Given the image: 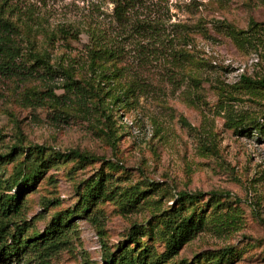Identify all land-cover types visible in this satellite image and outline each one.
<instances>
[{
    "label": "rangeland",
    "instance_id": "374dc122",
    "mask_svg": "<svg viewBox=\"0 0 264 264\" xmlns=\"http://www.w3.org/2000/svg\"><path fill=\"white\" fill-rule=\"evenodd\" d=\"M123 1L120 16L115 0H12L32 13L29 24L58 71L27 86H49L62 95L70 74L94 82L92 100L100 108L71 104L65 114L27 93L26 85L13 86V93L1 86L0 155L19 144L101 158L47 171L24 195L28 234H42L58 213L79 210L81 195L100 174L111 180L89 217L78 210L70 215L68 242L58 253H27L0 264H109V254L134 248L132 227L155 222L181 191L203 193L201 204L210 193L221 200L209 207L214 212L196 237L161 264H196V258L225 249L237 255L230 264H264V139L252 125L243 133L233 127L264 126V89L245 83L264 80V0ZM63 29L75 36L64 38ZM96 46L115 56L102 61L103 78L88 68ZM150 184L160 188L138 209L120 208L119 194ZM114 188L119 192L112 198ZM161 228L152 240L138 236L157 256L165 252Z\"/></svg>",
    "mask_w": 264,
    "mask_h": 264
},
{
    "label": "trees",
    "instance_id": "16d2710c",
    "mask_svg": "<svg viewBox=\"0 0 264 264\" xmlns=\"http://www.w3.org/2000/svg\"><path fill=\"white\" fill-rule=\"evenodd\" d=\"M117 2L116 10L120 16L126 3L122 0ZM24 15L28 16L24 19ZM32 13L21 8L18 3L12 0H0V88L6 85L7 91L13 93V86L30 85L35 79L45 81L53 78L57 70L51 63L52 58L48 49L43 48L34 34V28L29 24L33 20ZM29 19V20H28ZM256 26V25H255ZM230 36L238 43V33L228 27ZM256 30V29H255ZM64 38L75 35L68 29H63ZM54 34L50 35L51 40H55ZM76 39V38H71ZM89 70L94 74L99 72L100 78L106 77L102 61L115 58L109 49L96 46L90 49ZM68 81L62 86L64 94L58 95L56 91L42 85L28 87L27 93L32 96H40L48 100L56 109L67 114L68 105L74 104L79 108L96 107V102L92 100L96 87L93 81L74 80L68 74ZM248 85L260 86L264 89V80L252 81L245 79ZM131 90V89H130ZM0 90V95H1ZM119 101V98H117ZM105 117V116H104ZM109 119V117H107ZM254 127L264 139V126L258 123L234 124V128L243 133L248 127ZM248 132V131H247ZM101 161V158L90 155L79 150H68L66 152L56 151L45 145H19L15 144L10 150L0 155V261L12 262L21 259L23 255L32 253L42 257H51L68 242L67 231L71 228L73 212L58 213L53 217L48 227L42 234H28L31 223H27L23 217L26 198L24 195L33 192L36 184L55 165L68 162L90 163ZM13 164L12 173H6V167ZM111 175L100 174L98 179L87 186V190L81 195L82 203L78 210L89 217L91 210L97 203L104 201L109 192V181ZM153 187V188H152ZM160 188L157 184H150V188L140 190L137 186L125 190L115 198L120 203V208L127 213L138 209L147 195L156 193ZM119 192L118 188L110 190V197H114ZM209 199L206 204H201L204 194L201 192L188 193L181 191L177 194L173 204L162 211L157 220L148 227L134 225L128 234L134 248L122 246L112 255H108L109 264H161L178 254L181 247L192 241L197 233L203 229L204 217L210 214V208L218 206L221 197L217 193L208 194ZM214 212V211H213ZM18 220V221H17ZM20 220V221H19ZM21 222V224H19ZM158 222L161 226L160 235L164 239L165 252L161 256L153 251L148 242L141 243L140 237H148L152 240L155 229L154 224ZM233 249H225L218 252H209L202 257L196 258V264H230L235 261ZM7 264V263H6Z\"/></svg>",
    "mask_w": 264,
    "mask_h": 264
}]
</instances>
